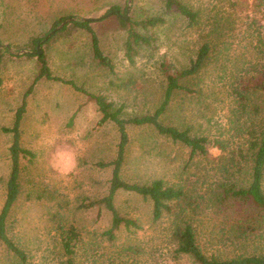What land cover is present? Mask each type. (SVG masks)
I'll list each match as a JSON object with an SVG mask.
<instances>
[{
	"label": "rangeland",
	"instance_id": "obj_1",
	"mask_svg": "<svg viewBox=\"0 0 264 264\" xmlns=\"http://www.w3.org/2000/svg\"><path fill=\"white\" fill-rule=\"evenodd\" d=\"M181 1L197 11L194 24L177 11L166 9L164 0L131 1L124 19L130 15L142 17L146 12L163 17L165 22L152 28L156 40L152 46L140 47L130 64L122 50L126 31L118 25L115 12L104 16L113 5L122 12L127 7L125 0H0V45L30 50V54L37 50L30 45L31 38L41 40L60 18H98L90 23L101 49L113 61V72L92 59L89 35L83 30H72L47 45L45 41L41 53L46 54L52 72L104 94L117 105L123 104L125 116L154 110L164 96L162 69L180 71L189 65L203 42L211 44L203 68L182 80L191 91H175L159 118L165 125L187 128L191 135L207 136L206 154L190 159L188 147L152 127H128L122 178L139 184L160 178L180 188L183 197L173 203L178 211L154 219L149 199L119 190L114 197L116 209L136 220L140 228H121L113 240L102 234L109 228L110 213L102 206L79 205L108 191L112 168L96 163L116 157L115 125H97L100 114L94 103L68 85L40 82L35 86L26 99L20 139L21 146L34 157L20 161L21 191L7 218L8 234L25 251L27 261L22 263L0 242V264H64L61 227L70 225L80 234L75 264H196L187 256L173 253L170 230L172 223L181 219L194 225L207 256L221 260L264 256V218L249 238L231 239L228 229L237 216L231 208L217 204L214 190L227 151L243 143L244 131L253 118L240 112L235 91L247 95L248 112L253 102L264 107L263 94L255 90V83L264 80V1L261 5L256 0ZM0 51L1 209L10 172L11 141V135L2 128L12 125L37 64L36 57L15 56L6 48ZM233 81V88L247 90H232ZM214 141L226 147L221 158ZM246 180L244 171L238 181L243 184Z\"/></svg>",
	"mask_w": 264,
	"mask_h": 264
},
{
	"label": "trees",
	"instance_id": "obj_2",
	"mask_svg": "<svg viewBox=\"0 0 264 264\" xmlns=\"http://www.w3.org/2000/svg\"><path fill=\"white\" fill-rule=\"evenodd\" d=\"M126 2L128 0H125ZM133 1V0H132ZM261 5L264 0H256ZM166 9L177 11L184 16L190 25L197 21L198 13L188 4L181 0H164ZM115 12L116 21L120 28L126 31V37L122 43L124 57L130 64L134 62V57L138 54L142 46H152L156 36L152 28L162 25L165 20L161 16L147 14L143 12L142 17L130 15L127 19L119 16L126 14V5L122 12L118 5H113L108 11ZM67 17L55 21L52 28ZM51 28V29H52ZM72 30H83L89 35L90 50L92 59L110 72L114 70L112 59L103 52L100 47L99 37L90 22L75 21L64 26L61 30L52 35L44 45L58 36L68 35ZM40 38H31L30 45L36 50V44ZM211 51L209 41L203 42L189 65L177 72H168L162 69L165 80L164 96L160 104L152 111L132 116L124 115L123 104L117 105L101 93L92 92L85 88L83 84L76 83L73 79L63 78L56 75L49 67L45 53L27 54L22 58L36 57L37 70L32 77L27 88L23 92L21 102L14 112L12 125L3 127L2 130L11 135L8 154L10 159V172L5 186V195L0 209V242L13 253L22 263L27 261L25 251L20 248L9 236L7 231V218L9 212L20 195L19 176L21 172L20 161L23 158L31 159L34 153L21 146V121L26 112V99L32 94L35 86L40 82H59L70 86L75 91L85 95L88 100L96 106L100 117L97 125L112 122L118 132L116 157L107 162H97L96 165L102 168L110 166L112 168L111 177L107 193L101 198L82 202L80 208H91L93 206L104 207L111 216L109 228L103 231V235L108 240H113L117 231L121 228L139 229V223L129 217L123 216L115 207L114 197L119 190L134 192L152 202V216L159 219L164 213L175 215L178 210L174 208L175 202L183 197L180 188L167 185L163 179L156 178L150 183L139 184L124 180L121 175L125 162L126 148L129 144V126H150L158 134L169 137L172 141L179 142L190 149L189 158L207 152L206 144L209 138L205 135H191L187 128L179 129L175 126L165 125L159 120L166 111L172 95L175 91L190 92V87L183 84L182 80L188 76L197 74L205 65ZM18 57V58H20ZM3 58L0 59V69ZM236 82L231 83L232 90L245 88H233ZM2 77L0 71V88ZM255 90L260 91L264 98V80L255 83ZM237 106L240 112L250 118L244 131L243 143L227 151V158L221 163L218 179L215 181L217 204L225 209L231 208L237 217L230 224L228 233L232 234L231 239H247L254 234L264 218V107L258 103H252L248 112L247 95L241 91H235ZM214 145L221 151L219 158L226 151L225 145L220 141H214ZM247 171L245 183H239V175ZM181 212V211H179ZM178 218V217H176ZM170 240L173 244V253L177 256H187L196 264H264V256L244 255L237 258L221 260L214 256H207L199 245L198 236L194 225L187 219L174 221L170 230ZM80 241V234L77 229L70 225L68 228L61 227L60 244L65 257L64 264H75L74 255Z\"/></svg>",
	"mask_w": 264,
	"mask_h": 264
},
{
	"label": "water",
	"instance_id": "obj_3",
	"mask_svg": "<svg viewBox=\"0 0 264 264\" xmlns=\"http://www.w3.org/2000/svg\"><path fill=\"white\" fill-rule=\"evenodd\" d=\"M131 1L132 0H128L127 1V7H126V15L125 16H120L121 18H126L130 9V5H131ZM111 15V12L107 13L106 16ZM98 18H93V17H86L83 19L80 18H76V17H67L64 20H62L59 24H57L54 28H52L50 31H48L46 33V35L37 42L36 48L37 50L35 51L36 54H40L42 52L41 50V45L47 41L52 35H54L57 31L61 30L64 26H66L67 24L71 23V22H75V21H86V22H93L95 20H97ZM2 48H6L11 54L18 56V55H23V54H30L32 53V51L30 50H26V49H21V50H14L10 45L8 44H4V45H0V49ZM0 55H1V51H0Z\"/></svg>",
	"mask_w": 264,
	"mask_h": 264
}]
</instances>
